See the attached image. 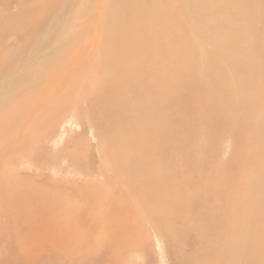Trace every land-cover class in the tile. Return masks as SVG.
<instances>
[{
    "label": "rangeland",
    "instance_id": "rangeland-1",
    "mask_svg": "<svg viewBox=\"0 0 264 264\" xmlns=\"http://www.w3.org/2000/svg\"><path fill=\"white\" fill-rule=\"evenodd\" d=\"M33 1L24 0V14L28 13L29 18L37 15ZM237 1L244 12L238 13L235 3L232 11L243 15V22L230 25L241 37L229 36L219 13L226 9H216L212 0H197L203 10L191 13L190 22L197 24L194 28L186 20V10L174 5V11L179 13V17H174L179 18L182 32L197 36L202 46L200 61L189 71L188 81L185 77L176 80L162 75L161 94L152 96L154 110L150 112L138 108L139 100L144 106L150 100L141 98L149 96V85L138 91L128 107L113 110L109 95L94 98L88 93V99L82 100L84 95L80 93L75 98L68 94L73 83L75 90L83 86V94L91 91L88 84H82L79 77L82 79L84 75H78L77 69L74 81L64 82L59 78L50 93L51 99L56 107L61 99L67 101L64 107L67 110L61 109L65 116L69 114L65 111H71L68 100L74 102L77 129L69 131L54 150L47 144L49 154L44 149L30 154V148H24V159L31 164L24 163V195L20 197H24L23 220L13 222L19 216L18 209H10L5 215L0 210V264H163L166 257L169 264H244L246 261L264 264V118L258 119L260 126L248 135L253 116L259 110L264 112V100L255 99L264 91V64L257 63V59L264 60V52L261 53L264 0H254L252 6L253 0ZM98 3L101 7L95 10L103 9L102 0ZM129 11L124 14L131 15ZM95 18L93 25L99 26L104 22V13ZM28 25V22L24 25V42ZM152 32L157 34L158 56L159 49L173 59L182 56L179 47L165 50L160 27L154 25ZM245 34L255 37L261 45L252 46L247 41V48L241 49L236 43ZM88 38L90 44L87 41L83 49L76 48V55L84 62H73L75 68L81 66L79 69L85 72L90 71L93 57L99 60L104 57L100 35L92 34ZM98 44L102 45L100 49H96ZM184 47L197 50L187 44ZM119 48L123 51L125 46ZM108 53V72L112 75L116 65L127 62L112 51L108 58ZM70 54L73 57V52ZM131 54L133 59L139 57L135 52ZM220 57L229 70L228 76L232 74L239 83L237 106L235 97L221 90L225 77L217 63ZM119 60L123 62L118 63ZM104 81L101 79L98 84ZM163 83L171 85L166 92ZM249 89L253 95L248 93ZM136 92L132 88L127 94ZM224 97L232 102H224ZM206 103L213 106L214 115L210 116ZM46 107L45 102L41 108ZM41 108L33 117L24 113V135L28 131L36 135L39 132L36 127L53 119L50 115L56 108L46 112ZM61 120L60 116L46 129L50 131V139L58 132ZM149 123L154 127L153 138L147 135L145 140L134 139L138 136L136 124ZM247 139L252 147L261 145L263 152L243 153ZM25 140L24 136V146ZM138 147L143 149V154L136 157L142 161L131 162L130 152L136 153ZM243 154L248 156V162L263 161L255 171L256 177L243 178L241 169H250L241 164L246 162ZM119 156L123 162H119ZM254 198H259L260 203ZM242 213L246 214V220H234L236 214ZM236 228L245 233L246 239L233 245ZM236 248L247 249V253L238 258L231 253ZM136 249L138 253L134 254Z\"/></svg>",
    "mask_w": 264,
    "mask_h": 264
},
{
    "label": "bare ground",
    "instance_id": "bare-ground-1",
    "mask_svg": "<svg viewBox=\"0 0 264 264\" xmlns=\"http://www.w3.org/2000/svg\"><path fill=\"white\" fill-rule=\"evenodd\" d=\"M212 3L216 4V9H226L225 12L219 11V13L222 17L221 24L223 28H226L229 36L241 37L237 29L230 24L233 25L243 22V15L238 14L244 12L243 6L240 5L237 0H212ZM234 3L238 6V13L232 11V9L235 8ZM32 4L37 15L29 18V16H26L28 13L24 14V0H0V210L4 212L3 214L5 215L10 209H18L17 214H19V216L16 215V217L13 214L15 216L13 219L15 224L21 223L23 220V213H21V210H24V197L23 199H20V197L24 195V163L31 164L24 159L26 155V153H24V148H30V154L40 152L42 149L49 154L47 144L51 145V150H54L53 148H57L62 144L65 135H67L69 131L72 132L77 129V114L74 102L68 100V103L71 105L70 108L68 107V110L71 111H65L66 113L69 112V114L65 116L62 110L65 104H67V101L62 102L60 98L61 100L58 101L56 107L54 105V99H51L50 93L59 78L64 79V82H66L67 79L74 81L73 78L77 77L75 73L77 69L79 71L78 75H84L82 79L79 77L82 84H88V89L91 91L89 90L90 92H88L87 90L85 91L87 93L83 94V86L82 88L80 86L81 89H79V87L77 89L76 87L77 90H75L74 88L76 85L73 83L75 86L73 87V84H70L68 94L70 92L71 97L75 98L79 96L80 93V96L84 95L82 100L87 98L88 93H90V95L92 94L94 98H97L100 94L109 95V106L113 110H120L124 106L128 107L137 97L138 91L144 85H149L151 86L150 91L147 92L149 96H143L141 98L142 100H150L145 106L139 100L138 108H144L146 112H150L154 110L152 96L156 95V97H159L161 94L160 83L163 78L162 75L166 78H168V76H173L176 80L185 77L187 80V78L190 77L189 71L200 61L199 55L202 49L197 36H194L192 33L185 34V32H182L183 28L181 27V22L178 20L179 18L175 19L179 17V13L176 12V10L174 11L175 4L180 5L181 11L185 9L187 12L186 20L194 28L197 24L190 22L189 17H191L193 11L203 10V7L197 3V0H119V2L115 0H102L103 9L101 10H95L101 7V3H98V0H50L47 3H44V0H34ZM254 4L255 1L253 0L251 6ZM128 10H131L129 11L131 15L126 16L124 13ZM102 13H104L105 17L104 22L102 24L100 23L99 26L93 25L94 21H96L95 17H100ZM85 15L87 16L85 17ZM251 16L254 17L256 15L252 14ZM24 20H26V22H24ZM235 21L238 22L235 23ZM27 22L29 24L27 26L29 31L24 42V25ZM154 25L161 28L165 50L172 51L173 48L179 47L183 53L181 57L173 59L160 49V55L158 56L157 49L160 48V46L157 45L158 47H156V44L159 43H156L157 34L152 32ZM92 34L100 35V40H98H102L101 43H104V57L103 60H99L98 57H93L94 62L91 66L89 65L90 71L85 72L79 69L81 66L75 68L73 62L76 61L75 64L84 62V59L76 55V48L85 47L87 41L90 44L91 39H89L88 36ZM244 36L245 38L239 43H236V45L240 44L241 49L247 48L245 43L247 41L250 42L252 46L261 45L260 42L254 39L255 37H248L249 34H245ZM122 44L125 46L123 51L119 48ZM184 44L197 50L190 51L184 47ZM171 45L173 46L172 48L170 47ZM99 46L102 45L98 44V48L96 49H100ZM133 47H137V49L135 50ZM262 50H264L263 46H261V53L264 52ZM108 51V58H110L112 51L115 56L127 62L126 65H116L112 75H109L108 72L106 58ZM24 52L26 53L24 54ZM70 52H73V57L70 56ZM88 52L89 51H87V53ZM95 52L97 53L99 51L96 50ZM133 52L137 53L139 57L133 59V56H130ZM88 56V60L91 61L92 53ZM122 60H119L118 63L123 62ZM258 62L264 64V60L260 61L257 59V63ZM217 63L225 77V80L221 84V90L225 94H232L235 97L234 104L237 106L236 93L239 88L236 89V87H239V83L232 74L228 76L229 70L224 66L223 57H220ZM63 67H66V70ZM73 67L75 68L74 70ZM75 75L76 77H74ZM101 79L105 80L104 84H98ZM77 85H80V83ZM172 85L176 86V83L172 82ZM163 86V91L166 92V89H170L171 85L170 83H163ZM132 88L136 89L137 92L135 94H127ZM105 89H107L108 92H105ZM248 93H251L250 89ZM251 95L253 94L251 93ZM36 98L37 100L35 101ZM113 98L115 101H113ZM255 99L256 101H263L264 91L262 95ZM24 100L28 101L25 108ZM77 100L78 99H76V101ZM157 100L159 101L160 99L158 98ZM223 100L226 103L232 102L229 97H224ZM45 102L48 108L42 109ZM40 108L41 111L46 109L43 112L56 108V111L52 112L50 115L53 116V119L44 123L42 127H36L39 131L36 135L31 131H26L27 133L24 135V113H26L27 116L30 115L33 117V115L39 113ZM206 108L210 116L214 115L212 112L214 108L210 103H206ZM60 116L62 120L57 127L58 132H55L50 139L49 129ZM259 118H264V112L260 110L253 116L248 135L257 130L260 126L258 122ZM47 128L49 129L46 130ZM111 128H113V126H111ZM136 129L138 136H135L134 139L141 140L147 135L153 138L154 127L150 123L136 124ZM116 131L117 130L114 132ZM118 135L119 133L117 136ZM24 136L26 139L25 141H27L26 146H24ZM112 137H114V140L117 138L116 135ZM116 146L117 145H115V147ZM130 146L132 147V144ZM258 150L263 152L261 145L252 147L248 139L244 142L243 153L247 152L248 154H253ZM100 151H102V148H100ZM133 151L134 150L130 152L132 153L130 161H142V159L137 158L136 155L143 154V149L138 147L134 154ZM120 156L123 157V155ZM120 156L118 157L120 159L119 162H123ZM102 158L104 161H107V158ZM243 158L246 159V162L241 164L245 167H250L249 170L245 168L241 169L243 178L247 180L248 177H256L255 171L261 167L263 161L256 159L255 161L248 162V156L246 154H243ZM26 166H28V164ZM51 166L49 165L50 168ZM58 169L60 170V168ZM155 174L158 175L156 171ZM152 183L150 186H152ZM154 183L156 185L158 184L155 181ZM145 187L147 188L148 185H145ZM254 200L256 203H260L259 198H254ZM256 205L254 207H256ZM236 219L246 220V214H236L234 220ZM5 221L7 222V220ZM244 237L246 239L245 233H243L240 228H236L233 231L232 244L235 245L240 243V240ZM259 239L263 240V236H260ZM260 246L261 245H259V247ZM160 250L158 244V254ZM137 253L138 249L135 250L134 254ZM231 253L238 258H242L243 255L247 253V249L236 248L232 250ZM163 264H169L167 257ZM244 264H251V262L246 261Z\"/></svg>",
    "mask_w": 264,
    "mask_h": 264
}]
</instances>
